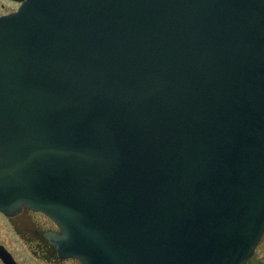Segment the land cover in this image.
Segmentation results:
<instances>
[{
    "label": "water",
    "instance_id": "water-1",
    "mask_svg": "<svg viewBox=\"0 0 264 264\" xmlns=\"http://www.w3.org/2000/svg\"><path fill=\"white\" fill-rule=\"evenodd\" d=\"M18 1L0 16V210L46 213L81 264H246L264 0Z\"/></svg>",
    "mask_w": 264,
    "mask_h": 264
},
{
    "label": "rangeland",
    "instance_id": "rangeland-1",
    "mask_svg": "<svg viewBox=\"0 0 264 264\" xmlns=\"http://www.w3.org/2000/svg\"><path fill=\"white\" fill-rule=\"evenodd\" d=\"M18 3L12 0H0V15L13 12L17 9ZM24 209V208H23ZM22 209V210H23ZM18 215V214H17ZM19 217L25 218L33 228H43L45 230H57V224L42 212L24 210L19 213ZM20 227L9 222L8 218L0 212V243L5 244L22 264H57L50 261L39 260L33 252L30 242L16 231ZM32 248V249H31ZM0 264H3L0 260ZM59 264H79L77 259L69 258ZM246 264H264V234L256 247V251Z\"/></svg>",
    "mask_w": 264,
    "mask_h": 264
},
{
    "label": "flooded vegetation",
    "instance_id": "flooded-vegetation-1",
    "mask_svg": "<svg viewBox=\"0 0 264 264\" xmlns=\"http://www.w3.org/2000/svg\"><path fill=\"white\" fill-rule=\"evenodd\" d=\"M25 209L30 210L28 208H24L21 212H23ZM6 217L8 218L10 223H12L13 225L17 224L20 227V229H16V231L22 236L23 239L26 240V242H30L32 244L33 252L39 260L50 261L57 264H59V262L65 261V259L60 257L56 245L52 244L49 237L47 236L48 230H45L43 228L31 227L25 218L19 217V214L15 216H6ZM1 244L3 243H0V245ZM12 254L15 256L13 252Z\"/></svg>",
    "mask_w": 264,
    "mask_h": 264
}]
</instances>
